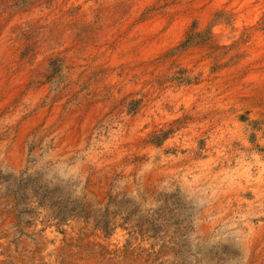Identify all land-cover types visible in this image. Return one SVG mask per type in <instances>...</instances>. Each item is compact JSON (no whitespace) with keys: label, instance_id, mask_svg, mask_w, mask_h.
I'll return each mask as SVG.
<instances>
[{"label":"rangeland","instance_id":"1","mask_svg":"<svg viewBox=\"0 0 264 264\" xmlns=\"http://www.w3.org/2000/svg\"><path fill=\"white\" fill-rule=\"evenodd\" d=\"M127 43L131 46L126 50ZM150 44L154 49L149 58L139 57L138 52ZM93 53H118V74L132 67V83L190 87L207 81L237 89L233 101L228 99L231 112L246 131L252 130L250 142L257 148L254 131L261 130L264 138V0H0V68L11 79L23 77L26 89L45 85L42 106H51L62 96L67 108L79 104V94L96 98V86L109 68V59L92 60L94 65L84 71L86 77L79 76L72 84L70 80L73 64L86 68ZM138 102H131L132 110ZM11 107L6 105L3 113ZM252 110L258 111L254 118ZM15 133L4 129L0 145L9 142L3 147L10 146ZM54 147V138L47 143L32 141L31 169L26 166L16 173L0 166V250L6 264H48L45 258L50 252L40 242L49 238L52 245L46 229L56 228L63 236L65 227L75 222L77 242L70 254L74 252L76 259L94 254L87 250L84 237L91 235V228L107 233L110 217L117 215L125 226L128 220L133 222L134 231L150 242V251L139 252L148 264L245 261L236 242L233 246L222 242L221 233L227 228L216 225L211 238L200 240L195 222L201 209L181 192L179 184L157 188L149 198L141 192L129 195L118 191L119 172L116 187L111 186L100 206L75 177L60 174L56 162L46 159ZM91 149L105 153L98 139H90L79 157L69 158L67 164L85 162ZM259 152L264 155V148ZM100 182L94 175L91 187L97 188ZM3 242L7 249L1 247ZM59 256V264H67L65 254Z\"/></svg>","mask_w":264,"mask_h":264},{"label":"bare ground","instance_id":"2","mask_svg":"<svg viewBox=\"0 0 264 264\" xmlns=\"http://www.w3.org/2000/svg\"><path fill=\"white\" fill-rule=\"evenodd\" d=\"M128 46L131 43L123 48ZM153 49L150 44L138 56L147 58ZM99 57L109 59L110 64L96 86V98L79 94V104L70 108L65 106L63 96L54 99L51 106H42L45 85L26 89L21 83L23 77L11 79L0 68V133L6 128L16 132L10 146L3 147L9 142L0 145V166L16 173L26 166L31 169L34 165H29L30 143L38 140L47 143L54 138L55 147L46 154V159L56 162L55 170L60 174L75 177L84 192L100 206L111 186L116 187L119 172L118 191L129 195L141 192L149 198L157 188L172 189L179 184L181 192L201 209L195 222L200 240L211 238L213 228L220 225L227 228L221 233L222 242L227 245L236 242L246 258L243 264H264V155L259 152L264 148V138L261 130H253L257 148L250 142L252 130L246 131L237 120L239 117L236 119L231 112L228 99L233 101L237 89L207 81L190 87L157 86L142 80L132 83L129 79L132 67L118 74L116 67L121 62L118 53H93L84 69L74 63L71 84L79 76L86 77L84 71L90 70L92 60L99 61ZM133 101H139L134 110L130 106ZM9 104L11 109L3 113ZM256 112L252 110L253 118ZM90 139H98L105 153L91 149L85 162L78 160L69 166L67 160L79 157ZM94 175L101 179L97 188L91 187ZM171 177L178 181H170ZM190 181L194 184H188ZM120 216L110 217L107 233L92 230L93 224L90 226L91 235L83 240L87 250L94 254L78 259L74 252L70 254L77 242L76 222L65 227L63 236L56 228L46 229L52 245L49 238L40 242L50 252L49 258H45L48 264H59L60 254H65L67 264H148L145 254L139 252L150 251V242L134 231L133 222L128 220L125 226ZM1 247L7 249V243L3 242ZM5 259L0 250V264H6Z\"/></svg>","mask_w":264,"mask_h":264},{"label":"clouds","instance_id":"3","mask_svg":"<svg viewBox=\"0 0 264 264\" xmlns=\"http://www.w3.org/2000/svg\"><path fill=\"white\" fill-rule=\"evenodd\" d=\"M82 179V178H81Z\"/></svg>","mask_w":264,"mask_h":264}]
</instances>
